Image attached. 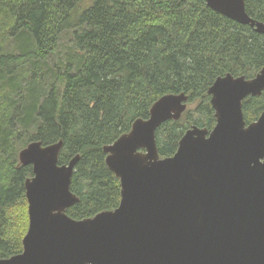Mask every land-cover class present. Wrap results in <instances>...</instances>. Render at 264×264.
I'll list each match as a JSON object with an SVG mask.
<instances>
[{
    "label": "trees",
    "instance_id": "obj_1",
    "mask_svg": "<svg viewBox=\"0 0 264 264\" xmlns=\"http://www.w3.org/2000/svg\"><path fill=\"white\" fill-rule=\"evenodd\" d=\"M264 24V0H244ZM69 36L70 52L59 56ZM264 67V36L209 9L203 0H0V260L19 255L28 229L18 155L31 142L62 140L58 165L78 156L70 191L74 220L114 211L119 180L105 146L146 120L165 95L185 94L178 121L155 135L161 158L175 154L192 125H215L208 89L226 75L251 79ZM246 124L264 93L242 102Z\"/></svg>",
    "mask_w": 264,
    "mask_h": 264
},
{
    "label": "water",
    "instance_id": "obj_2",
    "mask_svg": "<svg viewBox=\"0 0 264 264\" xmlns=\"http://www.w3.org/2000/svg\"><path fill=\"white\" fill-rule=\"evenodd\" d=\"M228 20L264 36L244 0H203ZM264 93L254 78L226 75L208 89L214 127L191 126L175 154L158 155L155 133L178 121L185 94L158 98L146 120L105 146V165L119 180L114 211L74 220L70 191L78 156L58 165L62 140L31 142L18 155L31 166L24 183L28 229L22 252L0 264H264V110L246 124L242 102Z\"/></svg>",
    "mask_w": 264,
    "mask_h": 264
},
{
    "label": "rangeland",
    "instance_id": "obj_3",
    "mask_svg": "<svg viewBox=\"0 0 264 264\" xmlns=\"http://www.w3.org/2000/svg\"><path fill=\"white\" fill-rule=\"evenodd\" d=\"M69 40H70L69 36L67 35L61 39V45L58 51L60 57H65V55H67L70 52L71 44Z\"/></svg>",
    "mask_w": 264,
    "mask_h": 264
}]
</instances>
